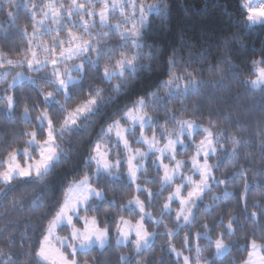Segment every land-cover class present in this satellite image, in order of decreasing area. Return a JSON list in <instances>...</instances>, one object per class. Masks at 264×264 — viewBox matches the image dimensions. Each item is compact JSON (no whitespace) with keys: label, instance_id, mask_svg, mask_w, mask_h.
<instances>
[{"label":"snow or ice","instance_id":"snow-or-ice-1","mask_svg":"<svg viewBox=\"0 0 264 264\" xmlns=\"http://www.w3.org/2000/svg\"><path fill=\"white\" fill-rule=\"evenodd\" d=\"M236 11L241 31L264 29V0ZM168 12L167 0L0 7V205L30 214L23 233L2 217L0 264H264V118L245 139L233 112L247 106L229 104L236 82L264 112V52L240 71L236 33L216 54L184 41L165 52L146 37ZM145 71L159 75L137 89Z\"/></svg>","mask_w":264,"mask_h":264},{"label":"trees","instance_id":"trees-1","mask_svg":"<svg viewBox=\"0 0 264 264\" xmlns=\"http://www.w3.org/2000/svg\"><path fill=\"white\" fill-rule=\"evenodd\" d=\"M39 2V0H37ZM169 5V12L166 17V23L161 24V19L159 17L153 18L152 26L147 31V42L156 44L160 49L165 52L171 51L172 48L178 47L182 41L193 45L194 50L199 51L201 48L208 49L212 54L217 53V49L222 48V40L225 36H230L233 33L238 34L241 37V42L233 45V51L229 53L230 58L233 63L237 65L238 71L245 69V66L250 62L251 59H259L261 52H264V29L256 27L249 31L240 30V17L236 11L237 0H167ZM7 0H0V7H6ZM19 23H24V11L21 9ZM8 25L6 22V15L0 13V35L4 34V30L7 29ZM117 41L113 40L112 43ZM243 45V46H242ZM147 63V61H145ZM246 74V73H245ZM159 72L149 73L147 71L140 74V82L137 84V89H142L145 87H150L155 83L156 77ZM35 78V76H33ZM231 94L235 95L237 92L241 94L239 104H232L233 108L239 109L243 106H247L246 111H234L233 112V122L239 120L242 125V134L245 139H248L257 130V125L261 118H264V112L260 111V93L257 92L253 96L251 93H247L245 89L240 87L238 83L231 82L230 85ZM219 96L225 95L224 93H219ZM192 103L198 102L197 100L191 101ZM207 103V102H206ZM214 107H221L219 103L214 102ZM227 109H225L226 111ZM98 130V129H97ZM236 131V129H231ZM87 139V136H85ZM255 143H259L257 139ZM248 150H245L242 155L247 154ZM251 159V157L249 158ZM245 166H248V162L241 161ZM257 168L253 167L252 171H256ZM60 175L50 177L49 180L53 182L54 187L58 190L60 184L63 182L61 177L63 173L68 171V167L61 168L58 170ZM231 172V165L226 166V169H222L221 172ZM149 177L153 175L150 170L148 173ZM219 175V174H218ZM251 178V173L249 174ZM153 190L158 189V183L156 185H150ZM221 188L224 186L221 185ZM39 189H37L38 191ZM231 191V188L229 189ZM24 191V190H22ZM33 189L31 187L27 188L25 191L26 199L31 200ZM58 194V191H57ZM218 194V193H214ZM19 195V193H17ZM121 194H117L119 196ZM125 197L129 193H123ZM167 196V192L164 194ZM257 193H252V198L255 199ZM113 197L110 195L109 199ZM161 201H158L159 204ZM11 200V196L9 197ZM207 202V200L205 201ZM7 202L0 205V225L7 223L2 217L4 215L9 216V220L13 228L18 229L20 233L25 231V224L30 216L28 212L17 214L15 212L5 211ZM158 210V208H157ZM155 214V211H154ZM39 215V213H37ZM199 227V225H197ZM32 233L29 232L31 237ZM183 233H181L182 237ZM19 240V237H17ZM6 241L0 240V247L6 246ZM164 243L162 238H158L155 241L154 248L157 250L156 255H159V248L161 244ZM174 243L179 246L180 239L177 238ZM12 251L17 255H20L26 249L13 248ZM151 255V253L149 254ZM167 255V253H165ZM235 255V253H234ZM174 259V257H173ZM112 264H115V259L113 258ZM227 264V262H225Z\"/></svg>","mask_w":264,"mask_h":264}]
</instances>
